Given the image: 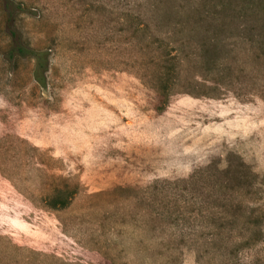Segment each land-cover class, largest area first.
<instances>
[{
    "label": "rangeland",
    "instance_id": "374dc122",
    "mask_svg": "<svg viewBox=\"0 0 264 264\" xmlns=\"http://www.w3.org/2000/svg\"><path fill=\"white\" fill-rule=\"evenodd\" d=\"M0 264H264V0H0Z\"/></svg>",
    "mask_w": 264,
    "mask_h": 264
},
{
    "label": "trees",
    "instance_id": "16d2710c",
    "mask_svg": "<svg viewBox=\"0 0 264 264\" xmlns=\"http://www.w3.org/2000/svg\"><path fill=\"white\" fill-rule=\"evenodd\" d=\"M6 5L9 6V3L6 2ZM11 18V17H10ZM13 35L15 36V32H13ZM15 40V39H14ZM16 54H32L37 61V65L35 68V78L36 80L44 84L46 80V71L48 69V54L45 50H34L31 48H28L27 46L23 45L21 42L15 40L13 43V46L10 49V55L13 57ZM176 57V56H174ZM52 207H57L58 204L56 202H50ZM61 203V202H57Z\"/></svg>",
    "mask_w": 264,
    "mask_h": 264
}]
</instances>
